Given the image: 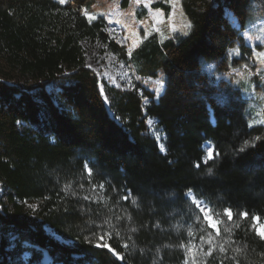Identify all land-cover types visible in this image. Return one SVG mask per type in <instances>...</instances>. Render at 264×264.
I'll list each match as a JSON object with an SVG mask.
<instances>
[{"label": "trees", "instance_id": "16d2710c", "mask_svg": "<svg viewBox=\"0 0 264 264\" xmlns=\"http://www.w3.org/2000/svg\"><path fill=\"white\" fill-rule=\"evenodd\" d=\"M85 1L0 0V264H43L45 254L48 264H184L192 245L203 249L197 264H264V240L252 221L264 223V125L249 126L239 92L211 84L201 71L203 59L222 60L235 45L249 51L225 9L242 30L264 16V0H182L189 32L161 42L151 34L130 57L138 74L162 68L164 92L156 101L141 83L107 87L117 120L81 42L105 44L121 60L126 54L101 17L86 18ZM144 14L140 6L138 17ZM146 117L156 119L164 152ZM190 190L221 213L220 235ZM224 208L233 209L231 220Z\"/></svg>", "mask_w": 264, "mask_h": 264}, {"label": "rangeland", "instance_id": "374dc122", "mask_svg": "<svg viewBox=\"0 0 264 264\" xmlns=\"http://www.w3.org/2000/svg\"><path fill=\"white\" fill-rule=\"evenodd\" d=\"M55 1L59 2V0ZM67 1L65 0V3ZM156 1L167 4L168 10L152 8L151 5ZM140 6L145 9V14L139 18ZM158 10H162V15L161 11ZM228 12L230 11L225 9V16L240 31L243 43L249 46V51L243 55L239 46L235 45L227 51L222 60L203 59L201 71L206 74L211 84L220 85L224 82L231 89L239 92L240 97L245 102L244 114L249 126L264 125V60L258 59L254 55V53H264V16L249 19L244 29L241 30L237 20V24L234 25L229 19ZM84 14L87 19L89 16H94L95 19L101 17L105 22V31L109 38L124 48L126 54V60H121L105 44L81 42L85 65L97 75L99 89L101 91L103 88L102 97L108 109L111 102L107 96V87L125 91L131 90L136 83H141L143 88L155 93V100L157 101L165 89L166 76L164 71L158 66L138 74L137 68L130 58L129 49L131 48L133 51L151 34H156L160 42L173 35L185 36L191 28L188 27L189 24L191 25V19L183 9L182 0H172V3H169L168 0H130L126 6L121 5V0H86ZM133 32L138 35L134 37ZM238 59H242L241 62H236ZM254 75L258 76V82L253 79ZM157 81L163 84V89ZM139 93L142 94L141 91ZM219 99L224 101L222 96ZM142 102L144 106L149 103L148 99L143 97ZM109 112L112 117L118 119L111 110ZM145 124L148 133L157 141L160 151L164 152V135L157 126L156 119L146 117ZM209 148L213 150L212 158L215 155L213 147H209L205 143L202 145V149L206 159H208ZM4 194L5 189L0 183V203L5 200ZM187 195L192 200L194 195H189V193ZM27 205L32 206V203H27ZM45 228L50 235L57 238L49 227ZM48 262L49 258L45 254L42 263L48 264Z\"/></svg>", "mask_w": 264, "mask_h": 264}, {"label": "snow or ice", "instance_id": "6c2138e0", "mask_svg": "<svg viewBox=\"0 0 264 264\" xmlns=\"http://www.w3.org/2000/svg\"><path fill=\"white\" fill-rule=\"evenodd\" d=\"M169 3H172V0H168ZM60 4H64L65 0H59ZM161 11V15H162V10H158ZM171 15V14H170ZM89 21L95 19L94 16H89L88 17ZM188 27H191V25L189 24ZM186 34V33H185ZM132 35L135 37L138 34L133 32ZM147 35V33H146ZM125 39H127V37H125ZM132 49H129V55H131ZM254 55L257 56L258 59H262L264 60V53H258ZM157 83L161 84V89H163V84L160 81H157ZM101 95H103V88H101ZM145 103H147V101H145ZM251 126V125H250ZM213 156V150L211 148H209L208 152H207V158L211 159ZM209 173L211 174V169H209ZM89 175H91V172L89 171ZM101 188L104 187L103 184L100 185ZM189 195H191V190L189 191ZM87 199V197L85 198ZM123 199H128L127 196L123 197ZM191 203L195 206V209L198 210V212L200 214H202L203 216V221L205 222V224L207 225L208 228L212 229L215 231L216 235H220V229L218 227V225L220 223H222V221L219 219V216L221 215V213L217 212L216 210H214L213 208H211L210 206L206 205L202 200H200L198 197L193 196ZM233 209L232 208H224L223 209V216H226L229 220L232 219L233 217ZM239 216L241 218H247L248 217V213L247 212H240ZM260 217L258 216H252V221H253V228L255 230L256 235L259 237L260 240H264V224H260L259 223ZM103 236H100L99 239L103 240ZM201 239L203 240L204 237L202 236ZM206 243H208L209 245H211L212 243V238H211V234H209V238L207 241H205ZM101 245L99 243L96 244V247H100ZM104 247H107L109 249V251L113 252V254L117 257V259H121L123 260L124 257L120 254L115 252L114 249H112L107 243H105L103 245ZM122 247H124L125 249H127V245L124 244L122 245ZM220 252L223 253L226 251V249L223 247V245L220 246ZM199 251H203V249H197L195 247V245H192L190 247H188L187 252H186V257H185V262L184 264H188V257L191 256L192 257V261L193 264H197L195 256L196 253ZM215 251V249L213 247H209L206 255L211 257L213 255V252ZM237 252H240V249L236 250ZM222 264V262H221Z\"/></svg>", "mask_w": 264, "mask_h": 264}, {"label": "bare ground", "instance_id": "6f19581e", "mask_svg": "<svg viewBox=\"0 0 264 264\" xmlns=\"http://www.w3.org/2000/svg\"><path fill=\"white\" fill-rule=\"evenodd\" d=\"M227 14H228L229 19L232 21V23H233L234 25H236L237 22H236L235 17H234L230 12H228ZM211 118H212V117H211ZM207 144H208L209 147H211V144H210L209 142H208Z\"/></svg>", "mask_w": 264, "mask_h": 264}, {"label": "water", "instance_id": "95a60500", "mask_svg": "<svg viewBox=\"0 0 264 264\" xmlns=\"http://www.w3.org/2000/svg\"><path fill=\"white\" fill-rule=\"evenodd\" d=\"M213 121H214V118H213ZM212 124H215V123H212Z\"/></svg>", "mask_w": 264, "mask_h": 264}]
</instances>
